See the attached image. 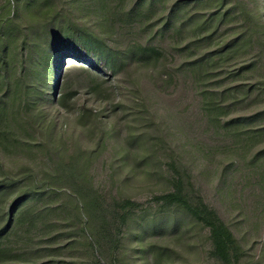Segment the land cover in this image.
<instances>
[{
	"label": "rangeland",
	"instance_id": "374dc122",
	"mask_svg": "<svg viewBox=\"0 0 264 264\" xmlns=\"http://www.w3.org/2000/svg\"><path fill=\"white\" fill-rule=\"evenodd\" d=\"M55 1L63 13L110 47L127 53L147 50L153 57L147 62L133 60L118 75L65 58L56 95L68 89L76 92L71 101L74 109L47 105L51 145L62 140L67 153L73 154L78 149H95L103 135L105 147L90 170L94 187L107 200L130 198L140 202V209L151 211L152 196L164 188L156 173H164L171 160L178 159L191 172L205 202L217 210L246 249L260 254L264 246V46L255 39L238 52L227 45L236 38L248 39L247 23L231 12L213 36H198L192 30L179 33L177 25H165L177 2L184 15L187 10H200L194 0ZM242 1L253 10L261 9L264 24V0ZM10 9L6 0H0V18ZM81 68L99 76L93 78ZM136 90L157 124L156 136L162 137L143 147L127 141L140 134L137 122L129 117ZM83 107L100 114L95 129L78 126ZM25 138H30L27 133ZM148 156L158 161L146 162ZM0 160L13 171L30 166L39 176L50 167L48 154L36 146L0 150ZM67 201L64 196L43 198L47 206L58 208V214L48 212L47 224L53 222L60 230L44 231L45 240L38 246L41 259L34 257L32 263L55 254L83 263L90 260L84 246H66L71 241L63 225L71 213ZM50 238L55 239L48 243ZM27 245L38 248L31 240Z\"/></svg>",
	"mask_w": 264,
	"mask_h": 264
},
{
	"label": "trees",
	"instance_id": "16d2710c",
	"mask_svg": "<svg viewBox=\"0 0 264 264\" xmlns=\"http://www.w3.org/2000/svg\"><path fill=\"white\" fill-rule=\"evenodd\" d=\"M6 1L11 9L0 18V150L39 147L48 154L50 167L39 176L30 166L13 171L0 160V264H30L34 257L41 259L38 246L45 240L44 231L60 230L53 222H46L48 212L58 214V208L42 202L45 196L67 198L66 209L71 213L63 225L71 241L66 246H84L90 260L83 263L53 257L58 256L55 254L32 264H264V246L257 255L245 248L217 210L205 202L191 172L178 159L173 158L164 173H156L164 188L152 196L155 207L151 211L140 209V202L130 198L107 200L94 187L90 170L105 147L103 135L95 149H78L73 154L67 153L62 140L51 145L52 121L47 105L74 109L71 101L76 92L68 89L56 95L65 58L86 61L97 70L118 75L133 60L147 62L153 56L147 50L127 53L110 47L98 34L63 13L55 0ZM155 2L166 0H151V4ZM194 3L200 10H187L184 15L177 2L165 25H177L179 33L192 30L195 35L211 37L233 12L247 23L249 36L227 44L230 51L238 52L253 39L264 46L260 8L253 10L242 0ZM206 8L210 11L202 12ZM84 71L93 78L99 76ZM95 89L98 91L97 86ZM132 93V115L124 113L133 117L132 123L137 122L140 134L127 141L143 147V143L162 137L155 134L157 124L141 91ZM99 117L83 107L78 126L95 129L93 124ZM25 133L30 138H25ZM147 160L158 161L152 156ZM29 240L38 248L30 249Z\"/></svg>",
	"mask_w": 264,
	"mask_h": 264
}]
</instances>
